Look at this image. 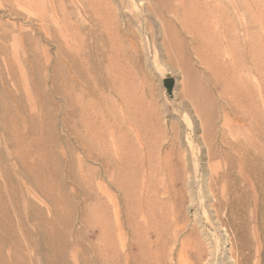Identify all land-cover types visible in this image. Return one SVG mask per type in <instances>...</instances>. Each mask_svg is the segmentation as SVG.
Listing matches in <instances>:
<instances>
[{
  "label": "rangeland",
  "instance_id": "1",
  "mask_svg": "<svg viewBox=\"0 0 264 264\" xmlns=\"http://www.w3.org/2000/svg\"><path fill=\"white\" fill-rule=\"evenodd\" d=\"M161 4L194 9L198 18L209 19L215 52L225 57H220L225 67H212L211 73L235 83L234 94L229 85L207 87L216 104L208 134L184 100L185 78L177 69L189 64L202 73L203 68L189 54L168 61L164 41L173 19L158 16V0H0V264H88V246L101 231L96 220L84 225L79 213L70 227L51 225L56 213L42 191L48 187L43 178L52 187L60 183L54 185L50 173L37 179L36 165L58 170L61 189L55 197L75 196L76 210L83 206L82 188L110 212L116 204L128 244L139 234L142 217L133 214L128 222L126 206L138 208L149 191L148 204L159 213L157 231L146 233L154 264H264V0ZM110 44L133 56L129 75L124 72L125 100L96 83L100 75L92 71ZM77 66L102 96L78 102ZM86 117L92 128L107 118L108 131L121 123L116 135L124 151L141 154L137 164H128L134 172L126 183L118 172L111 181L98 162L85 158L80 140L86 139ZM101 132L114 156L105 125ZM43 156L46 167L39 163ZM52 231L67 233L64 245L47 242L43 234ZM52 247L63 248L60 257ZM138 261L150 262L144 256Z\"/></svg>",
  "mask_w": 264,
  "mask_h": 264
},
{
  "label": "bare ground",
  "instance_id": "2",
  "mask_svg": "<svg viewBox=\"0 0 264 264\" xmlns=\"http://www.w3.org/2000/svg\"><path fill=\"white\" fill-rule=\"evenodd\" d=\"M158 1L160 4L159 8L161 15H157L162 18L164 16H171L173 19V23L167 22L169 24H167L166 28L168 30L170 39L164 41V47L166 48V51L170 53L168 55V61L170 63H173L172 60L176 57H186V54H189L194 56L199 67L203 68L202 73H196L189 64H186L185 68L177 67V69H179L178 71L182 75L181 77L185 78V91L183 93L184 100L191 105L195 114L202 120L205 133L208 134L210 132L212 121L215 115L216 104L214 102L212 94L209 92V90H207V87H210V89L214 91L219 87L224 88L229 85L230 91L234 94L236 91L235 83L229 81V79H227V77H225L221 73H211L212 67L216 69L219 67H225L221 60V58L224 59L225 57L224 55L221 56L218 54V52H215L216 47L214 44L216 43L213 42V38L211 37L209 32V29L212 28L208 24L209 19L207 17H204V19L201 17V19L198 18V13L194 9H186V7L173 8L170 6L162 5L161 2H163V0ZM185 37L189 38V41H186ZM214 37L217 38L216 35H214ZM126 55V52L121 54L119 52V49L116 48V45L113 46V44H110L107 47L106 52H104V55H102V61L98 64H93L92 67L93 73L100 75L95 79V82L103 88H106L110 93L114 94V96H116L118 100H125L122 86L126 83L127 78H125L124 72L126 70L127 75H129L128 64H134V60L132 59L133 56ZM229 57L231 58V61L234 60V63L236 62V59L234 58L235 56L233 57L232 54H229ZM111 74H113L112 77L109 76ZM75 75L78 81V85L82 87V89L80 90L81 94L77 98L78 102H81L86 96H102V93L99 89L95 92L92 90L93 88L97 89L96 87L92 86V79L87 76V74L83 72V70H81L78 66L75 68ZM204 82H206L207 84H205ZM234 98H237V95H235ZM127 104L128 102L124 103V111L126 115H129V113H132V109L130 107L128 108ZM75 113L78 116H82V113L78 111H75ZM88 117L84 118L82 124L84 130H87L86 139L84 141L82 139L80 140V143H82L83 147L86 148L85 158L91 159V161L93 160L95 162H98V166L101 168V170L104 171V173L107 175V178H109L111 181H114L115 178L113 174L118 172V174H120L122 182L124 181V183H126L127 176L134 172V166L132 167L130 165V169L128 167V164H134V161L137 164L139 157H141V154L137 150H132L130 152L128 151L129 153L124 151L126 150V145L121 141L120 135H116L117 132L120 133L122 130L120 128V126H122L121 123H114L113 126H110L111 131H108L109 121L107 118L104 117V122H102L101 124H93L92 128V123L90 122V119ZM102 125H105L107 137L111 139V143H113L116 148L114 156L108 154L107 152L106 140L103 133L101 132ZM143 138L142 140H145ZM139 139L141 138L139 137ZM153 141L155 143V140ZM130 145H132V143ZM95 150H97L96 153H93ZM100 151H104V154L100 153ZM135 151L136 153H134ZM129 155L131 159L128 163H126L128 161L127 158ZM46 156H43V159L40 158L39 163L44 165L43 161H48V158ZM162 161L164 162V160ZM139 167L140 170L141 168H143V166ZM135 169L137 172V168ZM34 170L36 171L34 173L37 179L43 178L44 174L50 173L51 176H55L53 179V184L55 185L57 182L60 183L59 185H57V187L59 186V188L52 187L49 186L48 179L46 177L43 178V182L48 185V187L47 190L42 187V191L45 195L51 198L50 203L53 205L54 211L56 213L55 222H52L51 224L53 227L57 226L58 224H62L64 227H70L72 225V219L78 213L81 214L82 223L84 225L87 226L89 223H92V221L95 222L96 220L97 223L101 226V231L97 234L96 241L90 243V245L88 246V264H139L141 262H139L138 260L142 256L147 258V261L148 259L150 260L149 264H154L153 262L156 260V256L154 257L153 254L151 256L149 255V253H147L149 245L146 233L148 231H157L156 220L159 217V213L158 209H156L157 207L148 204L149 191H143L144 193L138 199V208L132 209L134 211H128L129 208H127L126 206L125 218L128 219V222L129 220L132 221L133 214H135V216L139 214L142 217V226L139 225V234L133 237L132 244H128V240L122 229L120 228L121 223H119V210L116 204H113V211L110 212L107 206L103 205L98 197L92 195L90 192H87V190L82 188L81 190H79V195L83 196V206L82 208L76 210V208L73 207L74 203L72 201V198H75V196H69L63 193V195L59 199L55 197V191L61 189V180L56 177V171L58 172V170H55L54 167H46V169H44L42 167H38L37 165L35 166ZM83 170H85L86 172L88 171V169L85 167ZM91 174L93 176L99 175L96 171L91 172ZM122 182L120 183L118 179L117 185L119 188H121ZM136 182L137 180L135 179L134 183L132 184L134 188ZM139 187L135 188V190ZM98 189H101L102 194H106L104 188L99 187ZM59 205H63L65 207V214L63 216L59 215ZM88 215H91V218H88ZM66 235L67 233L65 231L59 233L52 231L49 234L44 233L43 237H45L47 242L49 243L53 241L55 242V245L60 244V246H62L64 245ZM155 244H157V242H155ZM51 249L53 255L60 257L63 248L52 247ZM119 249L122 252L121 255H119Z\"/></svg>",
  "mask_w": 264,
  "mask_h": 264
}]
</instances>
